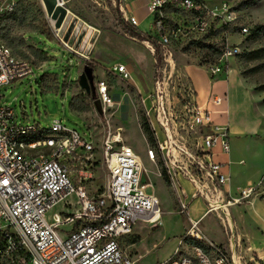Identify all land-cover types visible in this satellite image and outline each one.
Masks as SVG:
<instances>
[{
	"label": "built area",
	"instance_id": "obj_1",
	"mask_svg": "<svg viewBox=\"0 0 264 264\" xmlns=\"http://www.w3.org/2000/svg\"><path fill=\"white\" fill-rule=\"evenodd\" d=\"M17 1L0 0V13L12 11ZM174 8L188 14V26L167 21L166 12ZM146 12L152 19L149 52L160 58L159 66L169 69L173 68L170 38L187 33L204 35L210 29L208 20L218 17L201 0H150ZM123 20L138 27L131 15L123 13ZM227 29L228 25L223 32ZM58 32L55 36L60 39ZM241 33L247 29L242 28ZM63 46L72 53L70 47ZM218 50L214 64L200 67L209 82L226 77L228 59L238 53L228 42ZM109 72L129 81V71L122 64L113 65ZM30 74V63L18 60L0 45V264H134L124 253L122 240L133 239L138 224L155 228L162 224L160 202L151 186L142 181L145 172L139 157L122 142L119 132L107 130L98 147L93 131L85 138L67 130L60 121H52L43 132L36 125L18 124L12 108L1 102L2 88ZM95 91L100 103L112 110L114 102L105 82L96 84ZM226 100V95L215 93L200 100L185 73L161 76L141 100L154 141L153 147L146 148V159L158 176L162 178V173L166 179L163 182L173 198L172 212L186 218L173 255L155 264L238 263L234 259L231 209L250 202L257 193L256 186H248L233 195L230 161H216L230 151L228 114L221 109ZM97 153L107 172V183L105 194L95 198L73 178L77 164H84L79 166V183L87 180L82 169L88 163L97 164L93 157ZM69 198L75 199L73 208ZM195 201L201 203V218H214L226 232L228 247L205 239L201 220L189 214ZM59 204L69 213L51 214Z\"/></svg>",
	"mask_w": 264,
	"mask_h": 264
},
{
	"label": "rangeland",
	"instance_id": "obj_2",
	"mask_svg": "<svg viewBox=\"0 0 264 264\" xmlns=\"http://www.w3.org/2000/svg\"><path fill=\"white\" fill-rule=\"evenodd\" d=\"M62 1L67 13L58 29L60 39L55 36L54 21L46 16L39 0L17 1L12 8L17 7L13 16L8 15L12 11L0 13V45L8 48L18 60L32 65V74L2 88L1 102L12 108L18 124L36 125L39 132L49 130L52 121H60L67 130L76 131L85 138L89 130L93 131L98 136V147L107 130L120 133L122 142L130 146L141 160L146 170L142 181L151 186L162 211L160 227L137 225L140 240L135 244L136 251L131 245L136 239L124 244V251L134 264H155L170 257L181 238L182 227H186L184 216L171 213L173 198L155 166L146 159L149 141L140 128V117L144 116L141 100L150 92L155 80L169 74L175 77L185 72L193 84L199 81L205 86V71L200 67L214 64L218 56L207 46L219 49L228 42L238 49L237 55L227 62L230 78H234L235 71L241 77L249 93L253 114L259 122L255 133L242 138L232 134L231 126L229 154L227 157L219 155L217 160L230 161L233 195L238 192L237 189L246 188L252 182L256 186V197H264V52H261L264 50V34L252 38L248 33H241L242 28L248 32L253 26L264 23V0H201L218 17L208 20L210 29L204 35L187 33L177 39L170 38L172 69L162 64L156 67L160 58L152 57L149 43L124 32L119 0ZM139 9L143 16L137 29L149 35L152 19L147 17L146 7ZM166 13L169 23L173 21L188 26L185 25L187 13L175 8ZM222 24L228 25L224 32ZM62 42L73 50L72 53L64 48ZM195 42H201V46L195 45ZM115 64L127 68L129 81L120 80L109 72ZM185 67L193 71L192 76ZM86 68L92 78L88 81L89 93L80 89L77 83L78 76ZM101 81L107 85L114 102L112 110H107L96 94V84ZM235 122L240 124L239 128H243L242 124L251 125L244 116ZM93 157L97 164L90 166L88 163L82 169L87 180L79 183V166L84 164H77L73 182L83 184L88 194L96 198L105 194L107 172L98 153ZM67 202L73 208L75 199L69 198ZM198 204L201 203H192L194 207ZM235 208L231 209V214ZM50 213H69V210L59 204ZM200 229L209 238L223 240L222 230L210 218L201 222ZM234 244L237 264H264L263 259L257 261L256 252L248 249L245 237H239ZM183 246L185 248L186 243ZM182 251L186 253L185 249Z\"/></svg>",
	"mask_w": 264,
	"mask_h": 264
},
{
	"label": "crops",
	"instance_id": "obj_3",
	"mask_svg": "<svg viewBox=\"0 0 264 264\" xmlns=\"http://www.w3.org/2000/svg\"><path fill=\"white\" fill-rule=\"evenodd\" d=\"M149 1L150 0H119L120 9L126 16L131 15L135 17V19L138 22V26H139L141 23L142 16H143V14L139 12L140 10L139 8L143 6L146 7ZM208 7L212 9V6H208ZM146 15H147V12H146ZM185 68L188 71H190V75H191L193 71L188 67H185ZM204 75H205L204 77H205V82H206L205 86L201 85L199 81L197 82L194 81V84H193L192 81L190 80L200 100H204L208 96L209 93H215L218 95H226V99H227L226 103L225 105L221 107V109L225 110L228 114V120H229L230 127L232 126V134L234 136H237L238 138H242V137H246L248 135H252L253 133H255L258 130L259 122H258V119L253 114L252 103L251 101H249V93L246 87L243 85L242 79L238 75V73L235 71L234 78H230V69H229L226 77L225 76L220 77L219 79H215L212 82H209L208 75L206 72ZM5 106H8V105H5ZM241 116H244L245 119L249 120L251 125L244 126L245 124H242L241 127L243 128H239L240 124H237L235 120L237 118H240ZM216 161L222 163V162H225L226 160L224 161L216 160ZM248 186H253V183L252 182L248 183L247 187ZM193 205H191L190 210H189V214L191 218L195 220L200 219L201 222L206 218L212 219L214 224H216L222 230V233L224 236L222 241H218V240L209 238L204 234L205 239L211 243L223 245L224 247H228L227 234L219 226L218 222L212 217L201 218L202 217L201 204H198L197 207H194ZM240 206H242L243 208H240L238 210L235 208L236 210H234L232 214L230 213L231 220L233 223L232 225L233 240L238 241L239 237L241 236L245 237L247 241L248 249L252 252H256L257 261H260L259 259L264 260V248H262V246H264V197H258V198L255 197L250 202L246 204H242ZM171 213L174 215L175 212L171 211ZM136 228L137 226L134 228V232H133V234L135 235V237L133 236V238L136 239V242L131 244L132 247L135 248V251H136L137 242H139L140 240V235L138 234ZM235 229H236V232H238V235H236ZM184 230L185 228L182 227V230H181L182 233L180 236H182ZM131 239L122 240L121 246L123 247V251H124V244L126 242H130V243L133 242ZM180 240H178L177 243L175 244L171 256L175 252L176 248L179 246ZM124 252L125 254H127L126 251Z\"/></svg>",
	"mask_w": 264,
	"mask_h": 264
},
{
	"label": "trees",
	"instance_id": "obj_4",
	"mask_svg": "<svg viewBox=\"0 0 264 264\" xmlns=\"http://www.w3.org/2000/svg\"><path fill=\"white\" fill-rule=\"evenodd\" d=\"M242 6H246V4H243ZM16 10H17V7L14 8L12 10V12L8 15L13 16L14 13L16 12ZM0 17H2V16H0ZM122 23L124 24L123 25L124 26V32L126 34H128L130 37L136 38V39L143 41V42H149V43L153 42V40H152V38H150V36L140 32L136 27H133V26L127 24L125 21ZM226 28H227V25H224L222 27V30L226 29ZM247 33L252 38H256V37L263 35L264 34V23L260 24V25L253 26ZM194 44L197 46H201V42H195ZM206 48L208 50H212L214 53H217L218 56L220 55V52L218 49H214V47H212V46H207ZM261 52H264V50H262ZM158 63H159V61L157 60L156 61V67L159 65ZM140 128L143 131L144 135L147 137V139L149 141L148 142L149 146L153 147L154 146L153 135H152L151 129L149 127V124H148V122L144 116L140 117ZM161 175H162L163 181L166 182L164 175L162 173H161Z\"/></svg>",
	"mask_w": 264,
	"mask_h": 264
},
{
	"label": "water",
	"instance_id": "obj_5",
	"mask_svg": "<svg viewBox=\"0 0 264 264\" xmlns=\"http://www.w3.org/2000/svg\"><path fill=\"white\" fill-rule=\"evenodd\" d=\"M42 7L48 18L54 21V29H60L64 19L66 18V9L59 5L58 0H41ZM91 73L88 68L85 69L83 74L77 78V83L80 89L85 93H89L88 81H91Z\"/></svg>",
	"mask_w": 264,
	"mask_h": 264
},
{
	"label": "bare ground",
	"instance_id": "obj_6",
	"mask_svg": "<svg viewBox=\"0 0 264 264\" xmlns=\"http://www.w3.org/2000/svg\"><path fill=\"white\" fill-rule=\"evenodd\" d=\"M59 5H61L62 7H64V2L62 0H58ZM139 164H140V168L142 170V172H146V170L143 168L141 160L139 159Z\"/></svg>",
	"mask_w": 264,
	"mask_h": 264
}]
</instances>
